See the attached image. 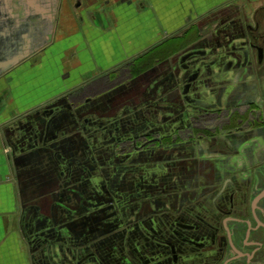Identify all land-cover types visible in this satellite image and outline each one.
Masks as SVG:
<instances>
[{"label": "flooded vegetation", "instance_id": "flooded-vegetation-1", "mask_svg": "<svg viewBox=\"0 0 264 264\" xmlns=\"http://www.w3.org/2000/svg\"><path fill=\"white\" fill-rule=\"evenodd\" d=\"M224 1L3 129L32 264H264V0ZM94 3L0 0L4 90Z\"/></svg>", "mask_w": 264, "mask_h": 264}, {"label": "crops", "instance_id": "crops-1", "mask_svg": "<svg viewBox=\"0 0 264 264\" xmlns=\"http://www.w3.org/2000/svg\"><path fill=\"white\" fill-rule=\"evenodd\" d=\"M101 1L96 0L94 10L88 14L79 10L76 20L65 19L60 38L48 46L41 64L18 69L8 91L4 90L5 82H0V102L6 95L16 102L4 109L0 104V264H32L24 230L28 219L15 177L16 155L9 161L3 129L12 121L23 120L28 112L54 99L65 87L78 86L83 79L144 56L150 55L148 60L152 62L161 56L162 47L184 34L190 22L225 3L110 0L104 9L98 3ZM25 96L30 98L25 100Z\"/></svg>", "mask_w": 264, "mask_h": 264}, {"label": "rangeland", "instance_id": "rangeland-1", "mask_svg": "<svg viewBox=\"0 0 264 264\" xmlns=\"http://www.w3.org/2000/svg\"><path fill=\"white\" fill-rule=\"evenodd\" d=\"M176 43V42H175ZM173 42H171V44L168 46V45H166V48H165V46L164 47H162V50L160 51L161 52V56H168V55H170L172 52H173V50H175L176 49V47H178V45L177 44H173ZM161 49V48H160ZM165 49V50H164Z\"/></svg>", "mask_w": 264, "mask_h": 264}]
</instances>
